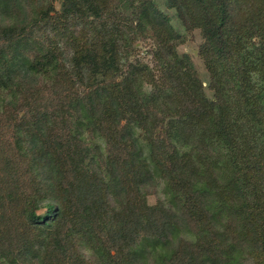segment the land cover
<instances>
[{"label":"trees","instance_id":"obj_1","mask_svg":"<svg viewBox=\"0 0 264 264\" xmlns=\"http://www.w3.org/2000/svg\"><path fill=\"white\" fill-rule=\"evenodd\" d=\"M163 5L206 85L158 0H0V264H134L145 240L163 264H264V0ZM133 126L173 197L127 185L109 211L89 167L134 174Z\"/></svg>","mask_w":264,"mask_h":264},{"label":"rangeland","instance_id":"obj_2","mask_svg":"<svg viewBox=\"0 0 264 264\" xmlns=\"http://www.w3.org/2000/svg\"><path fill=\"white\" fill-rule=\"evenodd\" d=\"M158 5L160 8L170 16L172 25L184 36V40L181 44L178 45L177 51L179 53H187L194 65V68L200 75L201 80L206 85L208 81V75L205 70L203 61L198 53V44L201 42V35L198 30L192 32L184 31L182 25L180 24L177 17L174 15V10L166 9L163 5V0H158ZM143 48L147 49V46L143 45ZM142 48L141 56L143 60L147 63H151V57L145 53V50ZM207 95H210V92L206 90ZM131 133L134 138L137 140L138 154L140 157L137 160L136 168L134 169V174L128 178H114L108 175L103 174L95 165L91 164L89 170L96 178H102V183L100 184V189H98V194L100 195L101 200L106 205L104 208H108L109 211L114 208L116 202L114 195L121 190L122 187L127 185L134 186L141 197L148 204H163L168 205L171 203L173 197V187L174 181L162 174L160 169L150 161L148 154V146L142 141V132L141 130L133 126L131 128ZM103 147L102 142L99 144ZM206 177V175H204ZM208 185L210 184L212 188L221 187V181L219 177H216L214 174L211 178L206 177ZM204 184V185H205ZM202 183L196 185V190L202 187ZM191 238V234L188 233L182 227L176 229L173 235L174 238ZM170 243L160 244L156 241L145 240L136 245L135 252L136 258L134 264H163L166 260V256L169 254ZM42 249V246L37 247V252L39 253ZM86 257H90L91 253L89 250L85 249L84 251Z\"/></svg>","mask_w":264,"mask_h":264}]
</instances>
